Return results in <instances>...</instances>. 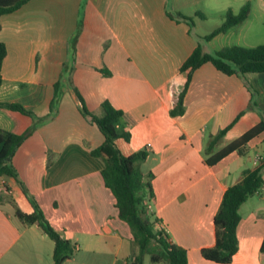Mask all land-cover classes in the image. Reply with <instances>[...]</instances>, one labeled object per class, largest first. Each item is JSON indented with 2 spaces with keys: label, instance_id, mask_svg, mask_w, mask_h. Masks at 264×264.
<instances>
[{
  "label": "crops",
  "instance_id": "crops-1",
  "mask_svg": "<svg viewBox=\"0 0 264 264\" xmlns=\"http://www.w3.org/2000/svg\"><path fill=\"white\" fill-rule=\"evenodd\" d=\"M166 3L29 0L0 17V41L7 48L0 102L31 112L0 107V128L17 134L33 128L12 157L17 179L0 177V264H53V240L15 215V208L33 211L29 197L74 247L63 264H129L134 256L131 230L101 175L103 161L90 153L103 134L80 112L79 95L97 116L104 99L123 110L130 139L116 144L125 155L146 152L139 165L154 192L148 206L160 220L156 226L187 250L188 264H264V184L239 207L232 260L220 263L201 254L215 244L213 217L227 187L259 165L264 180V130L242 153L206 162L264 120V71L227 75L207 62L191 75L183 114L171 115L169 98L182 89L180 66L197 44L205 53L256 45L233 43L238 25L205 40L208 33L192 32L197 21L169 18Z\"/></svg>",
  "mask_w": 264,
  "mask_h": 264
},
{
  "label": "trees",
  "instance_id": "trees-1",
  "mask_svg": "<svg viewBox=\"0 0 264 264\" xmlns=\"http://www.w3.org/2000/svg\"><path fill=\"white\" fill-rule=\"evenodd\" d=\"M27 1L29 0H0V17L17 10ZM249 11V2H246L237 13L228 10L223 22L203 38L209 40L215 35L241 24L248 17ZM178 16L186 21H191L183 14ZM6 53V45L0 41V85L2 82L1 66ZM207 62L227 75L263 72L264 43L251 47L233 44L210 53L203 52L200 44H197L180 66V71L186 75L182 89L176 93L174 91L169 93V98L172 101L171 115L176 116L184 113V97L191 75L196 68ZM105 73L108 74V72ZM79 98L82 104L80 108L82 114L90 117L91 122L97 126L104 137L103 142L92 148L90 153L103 161L101 175L104 184L115 197L119 218L125 221L131 230L135 253L129 264H144L146 255H148L150 263L188 264L187 250L175 244L166 230L156 226L160 220L148 206L154 192L151 183L143 180V173L139 165L146 158V152L136 151L125 155L116 144L119 139L126 142L130 139L123 110L114 107L109 100L104 99L101 102L103 112L97 116L87 110L80 95ZM0 107L31 114L19 103L0 102ZM32 130L31 127L24 133L17 134L0 128V177L17 179L12 157ZM226 130L227 127L211 136L207 148L211 149L214 144L218 143ZM263 130L264 120H261L257 125L214 152L206 159V162L212 165L232 151L242 153L246 143ZM263 184L262 165H259L252 169H244L241 178L227 187L213 217L215 244L212 247L201 249L203 257L220 263H228L232 260L238 250L236 228L240 220L239 207L248 197L260 191ZM22 190L26 194L25 187L22 186ZM29 201L33 211L28 214L15 208V215L24 223L39 225L54 242L53 264H63L73 253L74 247L50 225L37 202L32 197H29ZM260 250L264 253V239Z\"/></svg>",
  "mask_w": 264,
  "mask_h": 264
},
{
  "label": "rangeland",
  "instance_id": "rangeland-1",
  "mask_svg": "<svg viewBox=\"0 0 264 264\" xmlns=\"http://www.w3.org/2000/svg\"><path fill=\"white\" fill-rule=\"evenodd\" d=\"M246 2L250 4L248 17L245 19L247 21L236 27L235 35H231V40L233 43L246 41L255 45L262 44L264 43V0H168L165 9L167 16L172 20H184L178 16L183 14L189 17V20L197 21L192 32L206 34L223 22L228 10L237 13ZM258 20H262L259 31H257ZM148 263L149 257L146 255L144 264Z\"/></svg>",
  "mask_w": 264,
  "mask_h": 264
},
{
  "label": "built area",
  "instance_id": "built-area-1",
  "mask_svg": "<svg viewBox=\"0 0 264 264\" xmlns=\"http://www.w3.org/2000/svg\"><path fill=\"white\" fill-rule=\"evenodd\" d=\"M258 159H255V161H257Z\"/></svg>",
  "mask_w": 264,
  "mask_h": 264
}]
</instances>
